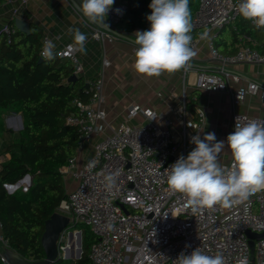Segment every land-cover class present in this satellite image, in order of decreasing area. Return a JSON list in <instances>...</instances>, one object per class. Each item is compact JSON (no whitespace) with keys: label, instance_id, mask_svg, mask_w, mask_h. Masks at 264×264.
<instances>
[{"label":"built area","instance_id":"2783aa9c","mask_svg":"<svg viewBox=\"0 0 264 264\" xmlns=\"http://www.w3.org/2000/svg\"><path fill=\"white\" fill-rule=\"evenodd\" d=\"M14 1L27 0H4L8 3ZM196 1L193 29L201 31L192 39L191 47L196 55L200 42L206 40L214 65L210 68L193 67L194 55L189 61L190 66L182 69L183 78L194 69L195 86L198 89L227 92L233 106L242 104L247 96L257 97L264 102V84L254 79L240 84L241 76L232 70V66L238 63H264V53L251 46L252 38L244 35L235 52L225 54L216 48L209 36L240 16L237 5L241 0ZM126 8L125 1L114 3L105 21L115 25ZM117 9L120 11L117 12ZM249 22L256 27L252 21ZM260 29L264 41V27ZM0 31L9 35L15 29L0 23ZM91 31V38L102 43L119 39L96 25H91ZM205 32L209 37L202 39ZM46 40L52 41L48 34H42L39 50L41 58ZM76 49L74 43H65L54 50V54L69 59L74 67L73 73L78 76L82 65ZM108 65V60L104 59L103 67ZM103 78L102 70L98 77L88 82V88H85L89 94L88 100L75 99L73 105L77 112L69 114L65 123L77 129L75 153L81 151L85 143H90L95 133L104 132L107 128L110 132L104 133L92 145V154L81 167H76L75 154L60 168L62 175H71L77 184L66 193L55 211L69 218L73 231L77 230L73 228L76 223L90 228L96 238L89 250L91 262L179 264L177 258L182 252L187 255L199 247L206 255L222 254L226 264H239L243 258H247V264H264V192L256 193L247 201L227 209L217 205L212 209L193 212L180 194H170L167 190V168L181 155L187 156L194 147L190 140L193 136L200 137L203 123V113L199 112L196 120L189 116L184 83L177 107L179 128L171 117L137 105L127 109V118L142 115L145 119L143 122L133 125L121 123L112 128L106 120V110L101 107ZM233 83L239 85L233 87ZM253 120L264 122V118L233 111L232 129L234 131L236 123L244 125ZM230 164L231 160L222 166L230 167ZM117 170L120 175L116 184L110 190L106 189L104 177ZM22 180L7 184L5 188L10 193L18 189L27 192L30 176V182ZM67 230L59 235L60 252L69 244ZM248 230L262 233L263 237L251 239L247 236ZM250 240L254 243L253 259ZM8 247L0 221L2 264H10L3 253V249Z\"/></svg>","mask_w":264,"mask_h":264},{"label":"trees","instance_id":"16d2710c","mask_svg":"<svg viewBox=\"0 0 264 264\" xmlns=\"http://www.w3.org/2000/svg\"><path fill=\"white\" fill-rule=\"evenodd\" d=\"M123 1L127 8L115 24L116 32L129 37L138 27L148 30L150 23L146 17L151 13V0ZM189 6L193 16L197 1L189 0ZM10 26L15 29L13 34L0 31V221L9 247L21 258L37 261L45 258L41 245L44 221L66 196L60 168L77 148V129L65 120L77 112L73 101L85 102L89 94L81 78L68 81L74 74L69 59L55 55L54 60L39 61L43 34L39 27L30 24V32L26 33L13 24ZM260 30L240 15L219 30L214 44L222 53H233L244 35L251 36ZM200 31L193 29L192 37ZM6 112L20 113L22 128L17 132L5 127ZM6 136L10 141L5 140ZM3 155L8 158L1 160ZM26 175L31 179L27 192L7 191L5 185L15 184ZM73 228L82 232V254L74 264H93L89 250L95 236L82 223ZM57 264L68 263L60 258Z\"/></svg>","mask_w":264,"mask_h":264},{"label":"clouds","instance_id":"9594fccd","mask_svg":"<svg viewBox=\"0 0 264 264\" xmlns=\"http://www.w3.org/2000/svg\"><path fill=\"white\" fill-rule=\"evenodd\" d=\"M113 4L114 0H81L79 10L89 23L108 28L104 21ZM148 7L151 13L146 19L150 28L136 31L132 40L137 46L133 71L144 77H159L189 67L195 55L191 47L193 22L189 0H151ZM237 10L256 28L264 27V0H241ZM69 33L76 50L86 54L87 36L79 28L69 29ZM207 36L205 32L201 38ZM54 49L51 40L44 42L41 56L45 61L55 59ZM190 142L194 149L167 168L166 183L169 193L180 194L193 212L217 205L227 209L264 192V122L236 123L226 141H218L215 133L209 132L203 139L193 136ZM226 150L230 167L220 163V155ZM119 175L118 170L107 174L105 188L110 190ZM177 260L179 264H226L222 254L206 255L199 247L187 255L182 252ZM239 264H247V258Z\"/></svg>","mask_w":264,"mask_h":264},{"label":"crops","instance_id":"0c3cea01","mask_svg":"<svg viewBox=\"0 0 264 264\" xmlns=\"http://www.w3.org/2000/svg\"><path fill=\"white\" fill-rule=\"evenodd\" d=\"M79 1L81 2V0ZM119 1L123 0H114V3ZM16 18L29 23V26L30 24H34L42 30L43 34H48L55 44L54 50L65 43H74L73 35L69 33V29L79 28L87 36L85 42L86 54L78 51L79 61L82 65V71L78 77L85 84L98 77L102 70L104 71L103 102L101 103V107L106 110V120L112 128L117 127L121 123L133 125L145 120L142 115H138L133 119L127 118V109L131 105L155 110L162 115L171 117L177 126V107L179 106L183 83L186 87L189 116L191 119L196 120L198 113H203L201 139L207 133L212 132L215 133L218 141H226L227 136L233 132L231 121L233 111L264 118V102L257 97L247 96L242 104L233 106L231 97L227 92H211L198 89L195 86L196 71L194 69L188 72L184 78L182 69L173 74L162 73L159 77H144L136 74L132 69V64L137 46L122 38L104 43L94 40L91 38V25L67 0L1 2L0 23L2 25H14ZM219 30L209 35L213 41L216 40ZM136 31L143 30L141 27H138L134 33ZM248 36L253 40L251 46L260 53H264L263 31L260 30ZM239 43L240 41L236 44V48ZM199 45L192 66L212 67L214 64L210 59L206 40L201 41ZM104 59L109 62L107 67H103ZM232 70L241 76L240 84H245L249 79H254L264 84V63H238L232 66ZM238 85L237 83H233V87ZM189 102L192 109L189 107ZM11 113L12 116H8L9 122L12 123L13 117L21 118L20 113ZM189 131L192 130L189 129ZM108 132H110V129L107 128L104 132L95 133L92 141L85 143L82 150L75 153L76 167H81L89 159L92 154V145L101 139L104 133ZM5 140L10 141V138L6 136ZM6 158H8V155H3L1 160H5ZM229 160L230 156L227 150L221 153V164H225ZM62 176L65 192L68 193L76 186L77 180H74L69 174ZM3 253L7 259L12 258L13 261H17L16 252L10 247L3 249Z\"/></svg>","mask_w":264,"mask_h":264},{"label":"water","instance_id":"95a60500","mask_svg":"<svg viewBox=\"0 0 264 264\" xmlns=\"http://www.w3.org/2000/svg\"><path fill=\"white\" fill-rule=\"evenodd\" d=\"M67 1L88 22V20L82 15L81 11L79 10V6L81 3L80 1L79 0H67ZM104 23L108 25V28L98 26V25L92 24V23H89V24L96 25V26H98V27H100V28H102L108 32L115 34L119 38L126 39L132 43V40L134 39V34H131L129 37L121 36L119 33L116 32L115 25H111L106 21H104ZM14 26L22 32H26V33L30 32L29 23H27L21 19L16 18L14 20ZM40 60H42L41 57H40L39 61ZM77 79H78V76L76 74H73L68 78V81L73 82V81H76ZM84 88H88V83L84 84ZM21 128H22V126L20 127V129ZM24 179L29 181V176L26 175L23 178V180ZM69 228H70L69 218L66 215L60 214L58 212H54L53 214L50 215L49 218H47L44 221V230H43V233L41 235V245H42L44 252H45V258L42 260H37V261H29V260H25V259L21 258L16 253L17 261L16 260L13 261V259L11 258V259H8L9 263L10 264H57V261L60 258L61 259L69 258L73 261H76L77 259H79L81 257V254H82L81 230L76 231V234H77V242H76L77 243V249H76V251L73 250V252L69 254L68 250H67V252L64 254V250L67 249V247H65L62 252L59 251V241H58L59 235H60V233H62L63 231H65ZM67 233H68V237L72 240L73 235H74L73 232L70 231ZM247 236L251 239H260L263 237V234L251 232L250 230H248ZM249 244H250V249H251V258L253 259L254 243L252 240H250ZM73 247H74V244H73ZM72 264H74V263H72Z\"/></svg>","mask_w":264,"mask_h":264},{"label":"rangeland","instance_id":"374dc122","mask_svg":"<svg viewBox=\"0 0 264 264\" xmlns=\"http://www.w3.org/2000/svg\"><path fill=\"white\" fill-rule=\"evenodd\" d=\"M11 114H12L11 112L10 113L9 112L4 113L3 114L4 115L3 121H4L5 126L10 127V128H12V130H14L15 132H17L20 129V127L22 126V117L21 118L20 117H13L12 118L13 120H12V123H11V122L8 121L9 120L8 116L11 115ZM16 115H18V114H16ZM11 116H9V117H11ZM70 231L76 234V231L77 230L76 231H73L72 229L69 228L67 230V232H70ZM75 234L73 235V240H71L68 237V240H69V244L67 245L68 248L69 247H72V245L74 244V247L73 248L75 249V244H76V249H77V243H76L77 242V237L75 238V241H74ZM81 236H82V232H81ZM73 248H71V249L69 248V250H68V253L69 254L71 253V250L73 251ZM63 260H65V262L68 263V264L74 263V261L71 260V259H69V258H66V259H63Z\"/></svg>","mask_w":264,"mask_h":264},{"label":"bare ground","instance_id":"6f19581e","mask_svg":"<svg viewBox=\"0 0 264 264\" xmlns=\"http://www.w3.org/2000/svg\"><path fill=\"white\" fill-rule=\"evenodd\" d=\"M76 237H77V234H75V236H74V241H75ZM69 248L71 249L72 247H69ZM69 248L67 247V249L64 250V254L67 252V250H69ZM75 250H76V244H75Z\"/></svg>","mask_w":264,"mask_h":264}]
</instances>
